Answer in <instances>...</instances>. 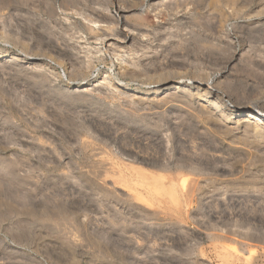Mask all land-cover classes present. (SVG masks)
Instances as JSON below:
<instances>
[{
    "label": "rangeland",
    "instance_id": "rangeland-1",
    "mask_svg": "<svg viewBox=\"0 0 264 264\" xmlns=\"http://www.w3.org/2000/svg\"><path fill=\"white\" fill-rule=\"evenodd\" d=\"M213 1L0 0V264H264V141L195 88L264 106V0ZM118 169L193 198L146 208Z\"/></svg>",
    "mask_w": 264,
    "mask_h": 264
},
{
    "label": "bare ground",
    "instance_id": "bare-ground-1",
    "mask_svg": "<svg viewBox=\"0 0 264 264\" xmlns=\"http://www.w3.org/2000/svg\"><path fill=\"white\" fill-rule=\"evenodd\" d=\"M118 1V0H117ZM216 2V0H214ZM213 1V3H214ZM181 2V1H180ZM218 3V1H217ZM165 4V2H164ZM180 4V3H179ZM173 5V4H172ZM127 7V6H126ZM131 10V9H130ZM123 13H125L124 10H121ZM125 15V14H124ZM123 19V18H122ZM127 19V18H126ZM125 21V20H124ZM92 22V21H91ZM95 22V21H94ZM123 22V21H122ZM127 22V21H126ZM94 24V23H92ZM97 24V23H96ZM124 24V23H123ZM127 26V25H126ZM125 26V27H126ZM0 37L5 40L7 43H8V38L7 36L2 32L0 31ZM0 38V39H1ZM128 35H126V37H124V40L126 41L128 39ZM100 40V39H99ZM4 41V42H5ZM9 44V43H8ZM119 58V57H118ZM17 61V60H16ZM122 71V70H121ZM117 73H115V75L117 76ZM121 74V73H120ZM122 75V74H121ZM115 76V78H116ZM117 79V78H116ZM182 79V78H181ZM180 79V80H181ZM180 80H174V79H168L166 80V83L162 84V85H159V86H156L154 87L152 90H150V92H147L149 93L150 95H152L154 97V99H158V100H161L159 99L161 96H163L162 94L169 92V90H173V89H180L181 88V83H180ZM192 80V79H191ZM200 82V81H199ZM207 84H203V83H197V85L195 86V88L197 89V94L196 96L198 97V100L200 101L199 102V105L202 107V110L204 112H206V115L209 113L210 114H213V117L214 115H216L217 113V120L215 121L216 123H218L217 125H224V122H228V121H233L237 124H239L241 122V120L244 119V123H245V126H246V129H245V135L248 134L249 132L253 133L254 137L256 139H254V141L256 140H259V141H264V136L262 135V132L264 131V106H253V107H248V108H242V109H238V110H235L234 108L233 109H229L227 111L223 110V107L225 106L224 103L219 100L221 98L219 97H224L225 94L222 93V91H220L217 87L214 86V83H215V79H210L209 82H206ZM124 86V85H123ZM120 84L117 85L116 89H118L119 91L122 89V87ZM208 87V89H204L205 87ZM125 87V86H124ZM146 93V91H142V93ZM173 96L175 97L174 99L176 100V98L178 99V94L177 92L175 93H172ZM169 95V94H168ZM212 95V96H211ZM157 100V101H158ZM224 101V100H223ZM191 105V104H190ZM192 106V105H191ZM173 107V106H172ZM237 108V107H235ZM171 109V108H170ZM201 109V108H200ZM200 111V110H199ZM202 111V112H203ZM212 117V115H211ZM243 118V119H241ZM209 120V119H208ZM211 120H214L213 118ZM214 122V121H213ZM233 123V122H232ZM244 123L242 125H244ZM209 124V123H208ZM241 124V123H240ZM214 125V124H213ZM222 125V126H223ZM230 126V125H228ZM228 126H226V131L230 128H228ZM232 126V125H231ZM239 126V125H238ZM218 129V128H217ZM232 130V129H231ZM230 131V130H229ZM244 131V130H243ZM228 132V131H227ZM233 131H230V134L232 133ZM220 133V131H219ZM226 133V132H224ZM251 133H249L251 135ZM229 134V133H227ZM224 135V134H223ZM232 135V134H231ZM249 136V135H248ZM252 136V135H251ZM239 137V135H238ZM253 137V136H252ZM253 137V138H254ZM248 138L247 136L246 137H243V139H246ZM232 139V138H231ZM242 139V140H243ZM249 139V138H248ZM252 139V138H250ZM245 141V145H246V140ZM249 141V140H248ZM253 141V140H252ZM258 141V142H259ZM257 142V143H258ZM254 146L256 143H253L251 142ZM237 144V143H236ZM242 144V143H241ZM248 144V143H247ZM250 144V143H249ZM248 144V145H249ZM251 144V145H252ZM247 145V146H248ZM259 147H263L261 145H259V143L257 144ZM255 146L254 148L258 147V146ZM230 147V146H229ZM244 147V146H243ZM252 147V146H251ZM258 147V148H259ZM235 148V147H234ZM237 150H243L241 147H236ZM248 148V147H247ZM253 149V148H252ZM251 149V150H252ZM260 149V148H259ZM262 149V148H261ZM236 150V151H237ZM254 150V149H253ZM264 150V148H263ZM256 151H258L256 149ZM244 152L245 154H247L250 159L249 160H255L258 161L256 162L257 164L259 163H262L264 164V156H262L259 152L260 155H258V153L256 154H253V152L249 151V148L246 150L244 149ZM241 153V152H240ZM244 155V154H243ZM264 155V154H263ZM261 161V162H259ZM254 162V161H253ZM262 164V165H263ZM126 166V165H125ZM251 166V165H250ZM255 166V165H254ZM253 166V167H254ZM129 167V166H128ZM128 167H126L128 169ZM264 167V165H263ZM262 167V168H263ZM114 168V167H112ZM121 168V167H119ZM252 168V167H251ZM257 169V168H256ZM113 170V169H112ZM111 172H114V176H116V182H120V183H123L122 185H124V187L129 191V195L136 201H139L141 202V204H143V206L145 207L146 205V208L147 206H154V201H157L159 200L160 202L162 203H171L172 205H176L178 204V192H182V194H184V198L190 194H188L189 191L193 190L194 186L192 187V185L194 184L192 182L190 178V176L188 177L186 175V177L188 178H180L178 180L171 178L172 180L166 182L164 179H161V178H155L154 176H147L145 173L143 172H139V171H134V172H131V175L132 177H134V180H131L130 182L125 180V178L127 177V174L129 173L127 170H121V169H118L116 171H112ZM262 171V170H261ZM113 175V174H112ZM176 177V176H175ZM181 177V176H180ZM184 177V176H183ZM113 178V177H112ZM168 178V177H167ZM114 179V180H115ZM195 180V178H194ZM106 181V179H105ZM197 181V180H196ZM102 182V181H101ZM104 182V180H103ZM113 182V181H112ZM188 183L191 185H188ZM198 183V182H197ZM106 185V183H105ZM196 185V184H195ZM197 188V187H196ZM198 190V188H197ZM198 192V191H196ZM194 192H192L193 194ZM202 193V191H201ZM185 194H188L185 196ZM191 196V195H190ZM189 196V197H190ZM189 197H187L189 199ZM192 197V196H191ZM193 198V197H192ZM191 198V199H192ZM191 199L190 202H191ZM187 200V199H186ZM188 200V201H189ZM180 203V202H179ZM150 208V207H149ZM152 210V207L150 208ZM157 211V210H156ZM158 212L162 213L161 211L158 210ZM159 213V214H160ZM155 214V212H154ZM164 214V212L162 213ZM37 217V216H36ZM60 217V216H59ZM46 219V218H45ZM67 219V218H66ZM57 220V219H56ZM62 220V219H60ZM68 220V219H67ZM49 221V220H48ZM63 222V221H62ZM66 222V221H65ZM53 223V222H52ZM70 223V222H69ZM57 224V223H56ZM58 225V224H57ZM50 226V225H49ZM60 229V228H59ZM70 243V242H69ZM71 245V244H70Z\"/></svg>",
    "mask_w": 264,
    "mask_h": 264
}]
</instances>
